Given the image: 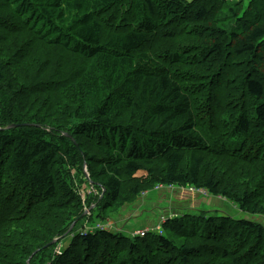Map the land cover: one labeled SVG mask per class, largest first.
I'll use <instances>...</instances> for the list:
<instances>
[{"label":"trees","instance_id":"obj_1","mask_svg":"<svg viewBox=\"0 0 264 264\" xmlns=\"http://www.w3.org/2000/svg\"><path fill=\"white\" fill-rule=\"evenodd\" d=\"M159 185L264 216V0H0V264H264L226 215L83 233Z\"/></svg>","mask_w":264,"mask_h":264},{"label":"rangeland","instance_id":"obj_2","mask_svg":"<svg viewBox=\"0 0 264 264\" xmlns=\"http://www.w3.org/2000/svg\"><path fill=\"white\" fill-rule=\"evenodd\" d=\"M136 203L139 205L134 207ZM134 204L125 206L117 215L111 214L110 218L112 221L118 223L119 215L129 216L131 212L133 214L136 210H142L143 216L132 218L131 222L128 223L127 229L132 230L130 227L133 224L138 228L144 225L153 230V226L160 223L162 216H170L174 211H178L181 214H204L207 217L226 215L235 219L254 221L264 227V216L241 212L240 208L234 203L226 201L222 197L209 195L204 190L194 188L185 190L177 187L164 190L155 189L143 194ZM99 222L108 226L110 220H99ZM124 234L129 236L128 232Z\"/></svg>","mask_w":264,"mask_h":264},{"label":"crops","instance_id":"obj_3","mask_svg":"<svg viewBox=\"0 0 264 264\" xmlns=\"http://www.w3.org/2000/svg\"><path fill=\"white\" fill-rule=\"evenodd\" d=\"M136 204H134L135 206L134 205L133 206L137 207L139 205V204H137V205ZM130 207H132V206H130ZM137 216H143L142 210H136L133 214L131 212V214L129 216H120L119 215V218H118L119 220H118V223L116 226L117 229L115 231H121L122 233L128 232L129 236H131L132 234L136 235L140 231L149 230L150 228L145 227L144 225H142L138 228L137 226H134L133 224L130 227L132 230L127 229L128 223L131 222L132 218L137 217ZM162 217H166V215H164ZM157 225L158 224L153 226V228H155Z\"/></svg>","mask_w":264,"mask_h":264},{"label":"water","instance_id":"obj_4","mask_svg":"<svg viewBox=\"0 0 264 264\" xmlns=\"http://www.w3.org/2000/svg\"><path fill=\"white\" fill-rule=\"evenodd\" d=\"M73 227H74V225H73ZM73 227L71 228V229H73ZM57 242V240H55V241H53L50 245H53L54 243H56ZM47 247H49V246H46V248ZM28 263H30V261H28Z\"/></svg>","mask_w":264,"mask_h":264},{"label":"bare ground","instance_id":"obj_5","mask_svg":"<svg viewBox=\"0 0 264 264\" xmlns=\"http://www.w3.org/2000/svg\"><path fill=\"white\" fill-rule=\"evenodd\" d=\"M189 9V8H188Z\"/></svg>","mask_w":264,"mask_h":264}]
</instances>
